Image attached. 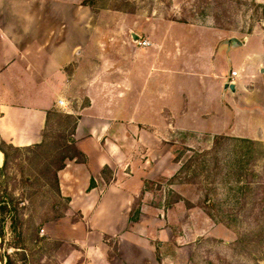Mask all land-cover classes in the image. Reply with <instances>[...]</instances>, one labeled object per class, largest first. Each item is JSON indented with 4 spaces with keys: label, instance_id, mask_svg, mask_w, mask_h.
I'll return each mask as SVG.
<instances>
[{
    "label": "rangeland",
    "instance_id": "374dc122",
    "mask_svg": "<svg viewBox=\"0 0 264 264\" xmlns=\"http://www.w3.org/2000/svg\"><path fill=\"white\" fill-rule=\"evenodd\" d=\"M71 2L90 7L88 63L73 76L69 95L78 113L52 111L39 147L7 148L0 171V264L4 256L12 264H264V88L255 100L261 122L255 137L239 134L244 111L229 132L213 133L197 121L190 129L166 113L159 119L151 97L147 119L128 118L144 79L138 60L136 88L128 95V55L145 48L139 41L150 46V35L172 21L244 38L264 30V0ZM101 52L104 61L95 58ZM114 55L113 73L107 70ZM85 112L114 115L104 137L105 146L115 144L108 153L112 168L102 169L94 195L61 194L56 172L73 156L81 160L71 132ZM71 238L98 249L86 253Z\"/></svg>",
    "mask_w": 264,
    "mask_h": 264
},
{
    "label": "crops",
    "instance_id": "0c3cea01",
    "mask_svg": "<svg viewBox=\"0 0 264 264\" xmlns=\"http://www.w3.org/2000/svg\"><path fill=\"white\" fill-rule=\"evenodd\" d=\"M89 8L71 0H0V139L5 143L17 148L40 144L50 112L78 113L69 95L76 73L88 63L84 46ZM149 39L150 46L128 55L133 69L129 70L128 95L136 88L132 77L139 74L135 69L139 64L144 75L129 120L148 118L147 112L153 109H147L146 99L151 97L158 118L164 119L166 113L186 123L181 128L193 129L197 121L208 132L226 133L233 117L244 111L245 130L239 134L257 135L261 122L255 100L258 89L264 88V30L241 38L211 25L172 21ZM95 58L104 61L107 56L101 52ZM116 58L112 56V68L107 71L118 70ZM135 110L143 115H136ZM103 117L78 114L72 138L86 161L73 159L57 171L61 194L94 195L102 169L112 168L108 153L115 144L105 146L108 140L104 137L114 115ZM4 161L0 151V168ZM91 179L95 182L92 188ZM61 240L64 245L65 239ZM67 241L78 243L86 253L98 249L76 238Z\"/></svg>",
    "mask_w": 264,
    "mask_h": 264
},
{
    "label": "trees",
    "instance_id": "16d2710c",
    "mask_svg": "<svg viewBox=\"0 0 264 264\" xmlns=\"http://www.w3.org/2000/svg\"><path fill=\"white\" fill-rule=\"evenodd\" d=\"M50 113H51V112H50ZM49 115H50V114H49ZM48 121H49V116H48L47 122H48ZM76 121H77V117H76V119L74 120L71 135L73 134V131H74V127H75V123H76ZM44 137H45V135L43 134V141H42L40 144H37V145L31 146V147H24V148H34V147H39V146L44 142ZM73 145H74V147H75L74 141H73ZM7 148L20 149V148L13 147V146H11V145L5 143L3 140L0 139V151L3 153V155H4V159H5V161H4V165H3L2 168H0V171H1V169L4 168V166H5L6 163H7ZM75 148H76V147H75ZM76 150H77V148H76ZM77 151H78V153L81 155V160H78V162H82V163H84V162L86 161V157H85V155H84L83 153H81L79 150H77ZM73 159L77 161L78 158H77V156H73V157L71 158V160H73ZM64 166H65V165H62L61 167H59V168L57 169V171H58V170H61ZM56 179H57V172H56ZM57 186H58V181H57ZM93 186H94V180L91 179V181H90V187L92 188ZM58 190H59V189H58ZM1 221H3V220H1ZM2 237H3V233H2V231L0 230V245H1V242H2ZM4 257H5V264H12L11 261L9 260V258H8L7 256H4Z\"/></svg>",
    "mask_w": 264,
    "mask_h": 264
},
{
    "label": "built area",
    "instance_id": "2783aa9c",
    "mask_svg": "<svg viewBox=\"0 0 264 264\" xmlns=\"http://www.w3.org/2000/svg\"><path fill=\"white\" fill-rule=\"evenodd\" d=\"M139 44L142 46H146L148 44V42L146 40H141V41H139ZM236 73H237L236 71H231L232 76H235ZM60 103L62 104V101H60Z\"/></svg>",
    "mask_w": 264,
    "mask_h": 264
},
{
    "label": "water",
    "instance_id": "95a60500",
    "mask_svg": "<svg viewBox=\"0 0 264 264\" xmlns=\"http://www.w3.org/2000/svg\"><path fill=\"white\" fill-rule=\"evenodd\" d=\"M136 39H137V36L136 35H133V40L135 41ZM261 73L264 74V68L261 69ZM230 89H232L234 91V85L233 84L230 85Z\"/></svg>",
    "mask_w": 264,
    "mask_h": 264
}]
</instances>
